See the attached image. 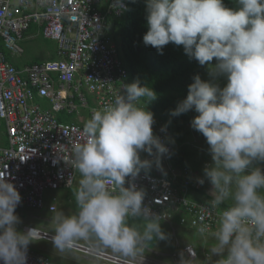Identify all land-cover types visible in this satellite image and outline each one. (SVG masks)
Wrapping results in <instances>:
<instances>
[{"label": "clouds", "instance_id": "clouds-1", "mask_svg": "<svg viewBox=\"0 0 264 264\" xmlns=\"http://www.w3.org/2000/svg\"><path fill=\"white\" fill-rule=\"evenodd\" d=\"M118 2L123 10V0ZM237 4L230 8L223 0H145L148 30L143 43L161 54L170 42L182 45L189 58L209 66L211 79L195 75L186 98L170 114L198 113L191 126L206 138L212 158L198 182L206 178L212 185L213 206L233 201L220 215L211 255L220 257L219 264H264V195L259 192L264 166H253L264 161V0ZM58 59L57 54L52 60ZM221 76L227 78L222 88L214 82ZM141 98L147 105L156 93L128 80L114 102L94 110L85 123L86 141L73 145L81 176L75 192L78 211L55 216V248L63 251L77 239L94 236L127 255L140 251L146 240L166 238L160 216L144 204V190L131 181L125 186L126 177L135 178L154 163L161 168L168 151L153 134L154 116L139 105ZM141 152L154 159H142ZM109 182L115 191L109 190ZM20 202L14 184L0 177L3 264H26L28 245L36 241L33 228L17 230L15 209ZM137 218L143 221L142 231L128 223ZM206 230L207 225L199 229L202 234ZM178 264H185L183 255Z\"/></svg>", "mask_w": 264, "mask_h": 264}, {"label": "built area", "instance_id": "built-area-1", "mask_svg": "<svg viewBox=\"0 0 264 264\" xmlns=\"http://www.w3.org/2000/svg\"><path fill=\"white\" fill-rule=\"evenodd\" d=\"M118 0H0V39L12 53L21 54V42L32 25L39 33L58 42V60L18 68L0 47V118L5 122L7 145H0V177L14 184L21 195L16 209L46 207L47 190L71 187L79 172L74 165L73 145L87 139L84 127L93 111L114 102L128 71L108 36V22L120 16ZM31 36V35H30ZM29 36V37H30ZM87 94L92 96L89 103ZM44 100L45 103L39 102ZM86 122H63L60 113H76ZM86 117V116H85ZM153 134L167 146L161 157L162 167L141 170L135 178L126 177L145 192L144 204L160 221L214 238L221 213L228 207L213 206V198L197 199L205 185L188 168L171 164L173 148L166 141L169 130L154 117ZM144 158L154 159L141 152ZM264 171V167L261 168ZM109 190L115 187L109 182ZM50 210L56 206L51 205ZM207 225L202 234L199 229ZM36 239L52 241L54 233L37 226ZM72 249L113 264H144L96 247L90 240H75ZM185 264H219L211 252L201 257L192 242L183 244ZM3 264V261H0ZM26 264H57L44 252L27 248Z\"/></svg>", "mask_w": 264, "mask_h": 264}, {"label": "trees", "instance_id": "trees-1", "mask_svg": "<svg viewBox=\"0 0 264 264\" xmlns=\"http://www.w3.org/2000/svg\"><path fill=\"white\" fill-rule=\"evenodd\" d=\"M127 9L120 16H112L108 22V36L114 46L117 48L118 57L122 60L128 71L129 84L134 81H139L141 86L147 85L156 93V98L145 105V98H141L138 102L140 106H146L147 110L153 113L155 118L161 119L168 127L169 136H166V141L173 148L171 164L178 168H188L192 173L197 172V175L204 177V166L199 165L194 155L196 148L192 144L193 137L200 133L191 126V120L197 115V112L189 110L179 116H172L171 110L175 109L179 102L186 98L188 94V86L193 82V77L197 74L204 80H209L203 74V70L209 69L208 65L201 66L198 61L189 58L185 54L182 45L168 43L163 47L162 54L152 46H146L143 43V35L148 30L146 21V5L145 0H127ZM226 7H238L237 0H223ZM39 28L32 25L25 32V37L39 33ZM23 47V42H21ZM0 47L6 57L18 68H23L26 65L41 63V60L36 58L24 59V55L12 53L6 46L3 45L0 39ZM23 52L26 53V47H23ZM22 52V53H23ZM57 56V55H56ZM212 62H216L215 59ZM211 62V63H212ZM226 77H221L222 82L218 85L222 88L226 85ZM89 103L92 104V96L87 94ZM39 102L45 103L44 100L38 99ZM85 115L89 114L88 110H84ZM195 115H194V114ZM74 113H60V120L63 122L76 121ZM6 136V141L2 145L8 144L7 130L5 122L0 118V134ZM1 140V139H0ZM259 165H264V161H255ZM255 163L253 164V166ZM150 171V170H147ZM195 174V173H194ZM205 180H207L205 178ZM208 181V180H207ZM209 182V181H208ZM261 195H264V188L259 189ZM200 193H204L202 190ZM205 199L212 198L205 194ZM233 201L225 200L222 205L230 207ZM130 225L142 231L143 221L138 218ZM164 232L170 233L168 226L163 225ZM183 230L182 235L187 239H193L188 232L195 233L191 230ZM158 238L146 240L145 243L153 246ZM198 252L200 247L204 245L195 243ZM173 247V246H172Z\"/></svg>", "mask_w": 264, "mask_h": 264}, {"label": "rangeland", "instance_id": "rangeland-1", "mask_svg": "<svg viewBox=\"0 0 264 264\" xmlns=\"http://www.w3.org/2000/svg\"><path fill=\"white\" fill-rule=\"evenodd\" d=\"M22 42H23V47L24 48L26 47V53L25 52L21 53L22 55H24L23 56L24 59L36 58L41 61L57 59L56 55L58 54V42L53 39L44 37L42 33L33 34L30 37L25 38ZM215 63L216 62H212L213 65ZM203 74L207 76L209 80L211 79L209 75V69L203 70ZM221 77H225V76H221ZM221 77H218L214 82L217 84L222 82ZM191 111H194V109ZM83 114L85 115V113ZM74 115L76 116V114ZM87 118H88L87 116L86 117L84 116V118H80L79 115H77L76 121L73 122L76 123L86 122ZM0 139H1L0 145H2V143L6 141V136L3 133H1ZM192 144L196 148V153L194 157L197 160L198 164L203 165L204 167L206 165L211 164L212 158L208 150L209 146L206 142V138L201 133H198L193 137ZM154 169H159L157 168L155 163L153 164L150 170H154ZM79 175L80 173L78 172L75 182ZM203 190L204 193H201L199 195L201 199H205L204 196L207 193L213 194L211 193L212 187L211 185H209V182L207 180H205V185ZM58 191L59 190L57 189V190H47L45 192L46 200L48 203L52 202V198L54 194H56ZM15 213L17 214L20 220V222L16 225L18 231H24L23 230L24 226L35 225L40 228H44L50 232H54L55 228L51 227L50 221H47L46 219H44V217L49 216V218H52L53 216L57 215V211L55 212L49 211L48 208L46 207L42 209L23 207V208L15 209ZM135 220L129 219L128 223L129 224L133 223ZM163 225L168 226V228L170 229V233L164 232L165 230L163 229L164 227ZM161 229L166 234V238L157 239V242L153 246L147 245L144 241L140 245L141 250L136 252L135 254L126 255L118 251H113V252L121 257L138 260L139 262L144 264H176L175 258L179 256V253H181L184 243L192 242L195 245V243L202 244V243L213 242L216 244V240L214 238H210V237L208 238L187 231L188 234H191L192 237H195V242H193V239H187L185 235L181 234L185 228L175 224L169 226V224L167 225V223L161 221ZM142 230H143V225H142ZM28 247L36 249L41 252L43 251L48 253L53 248V245L48 240L36 239V241L31 242L28 245ZM205 249L207 250L206 246ZM204 254L205 251H203V255L200 254V256L204 257ZM203 264H208V262L203 261Z\"/></svg>", "mask_w": 264, "mask_h": 264}, {"label": "crops", "instance_id": "crops-1", "mask_svg": "<svg viewBox=\"0 0 264 264\" xmlns=\"http://www.w3.org/2000/svg\"><path fill=\"white\" fill-rule=\"evenodd\" d=\"M28 59V58H26ZM195 156V155H194ZM142 159H145L142 155H141ZM255 165L254 166H260L258 163H256L254 161ZM194 175L197 174V172L193 171ZM78 174V173H77ZM81 176L79 175L76 182H74V184L71 187H65V188H61L58 189L59 191L54 194L53 198H52V202L48 203L46 201V208H48L49 211L55 212L57 211V213L63 212L65 215H73L75 213H77L78 208L76 205V201H75V192L79 187V180H80ZM76 179V178H75ZM209 185L210 182H209ZM212 187V185H211ZM201 193L198 194H193V197H196L197 199H201L200 195ZM213 198V194H209ZM229 200V199H227ZM51 205H55L56 209L55 210H50V206ZM55 216H53L52 218H49V216L44 217V219H46L47 221H50V226L55 228ZM168 225V224H167ZM31 226H35V225H31ZM170 226V225H169ZM38 227V226H37ZM24 230V227H23ZM54 233V232H52ZM77 240H81V239H77ZM88 240H90L96 247L105 250L107 252L113 253L115 254L112 248L110 247H106L104 246L102 243H100L94 236L88 238ZM50 241V240H48ZM50 243L53 245L52 241H50ZM215 244L213 242L211 243H204V245L207 247V250L205 249V246L202 245V247H200L199 251L200 254L203 255V251L205 252H210V250L212 249V247ZM43 252V251H42ZM45 254H47L48 256L51 257V259L56 262L57 264H113L111 262L105 261L103 259L100 258H96L94 256L91 255H87V254H83L75 249L72 248H66L63 251H61L60 249H57L54 247L47 253L44 252ZM217 256H214L213 258L216 259ZM212 260L208 261V264L211 263Z\"/></svg>", "mask_w": 264, "mask_h": 264}]
</instances>
